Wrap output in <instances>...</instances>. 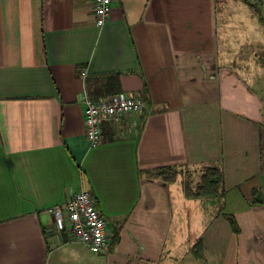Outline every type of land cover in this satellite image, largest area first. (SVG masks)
I'll return each instance as SVG.
<instances>
[{"label":"crops","instance_id":"obj_1","mask_svg":"<svg viewBox=\"0 0 264 264\" xmlns=\"http://www.w3.org/2000/svg\"><path fill=\"white\" fill-rule=\"evenodd\" d=\"M221 7L114 0L98 27L94 0H0V264H264V103L224 54L243 8ZM111 76L146 108L92 146L82 97ZM170 167H218L225 192L188 199L154 175ZM81 191L108 220L102 254L55 230L49 209Z\"/></svg>","mask_w":264,"mask_h":264},{"label":"built area","instance_id":"obj_2","mask_svg":"<svg viewBox=\"0 0 264 264\" xmlns=\"http://www.w3.org/2000/svg\"><path fill=\"white\" fill-rule=\"evenodd\" d=\"M114 0H94L95 24L102 27L110 18ZM86 78L85 70L80 72ZM85 113V133L92 146L103 140V126L107 122H119L142 112L146 102L141 97L120 92L108 99L95 101L88 93L82 97ZM55 218V230L67 232L73 242L84 245L94 254H102L110 248L108 220L97 206L90 191L72 194L63 205L49 209Z\"/></svg>","mask_w":264,"mask_h":264},{"label":"rangeland","instance_id":"obj_3","mask_svg":"<svg viewBox=\"0 0 264 264\" xmlns=\"http://www.w3.org/2000/svg\"><path fill=\"white\" fill-rule=\"evenodd\" d=\"M242 1L243 0H217V3L222 7L225 4H236L242 6L243 9H241L240 12H235V10L232 9V11L228 13L232 17L233 15L240 13L245 22L242 28H229L228 31L225 32L228 34L226 40L229 44L228 45L226 43L225 46L227 45V48L230 47L233 50H231L230 53L225 51L224 54L227 61H231L233 64H235L237 71H239V74L234 75L237 77V80L233 78V80L237 81L238 83L237 87L239 93L243 94L242 91L252 92L254 96H257L259 100L264 103V33L262 27L255 20L256 18L253 17L252 10ZM252 3L254 4L255 8H259L261 6L260 0H252ZM254 13L258 15L256 12ZM222 28L223 27L220 23L219 29ZM249 28L254 29V33H250V35H252L254 39L258 40L260 44L251 45L246 41V43H239L238 45V43H236L237 36L242 34L248 35ZM238 38L241 39V37ZM262 112L264 116V104ZM182 171L183 178L185 180H190V177L194 180H197V175L199 173L196 169L184 167Z\"/></svg>","mask_w":264,"mask_h":264},{"label":"trees","instance_id":"obj_4","mask_svg":"<svg viewBox=\"0 0 264 264\" xmlns=\"http://www.w3.org/2000/svg\"><path fill=\"white\" fill-rule=\"evenodd\" d=\"M244 3L249 5L259 16V21L264 27V17L261 15L260 7L255 8L252 0H243ZM91 86V87H90ZM119 86V80L117 76H111L107 82L100 86L91 88V92L87 90L88 95L95 101H98L97 97L113 93H117ZM93 89V90H92ZM119 93V92H118ZM198 171V178L194 180L190 177V180L183 178L182 187L186 198L188 199H214L224 194V177L222 171L218 167H207L202 168ZM155 176L162 178L163 180L173 183L177 180L179 175L183 177V171H178L177 168H162L154 173ZM233 229L238 231V227L233 219H230ZM66 233V232H62Z\"/></svg>","mask_w":264,"mask_h":264}]
</instances>
